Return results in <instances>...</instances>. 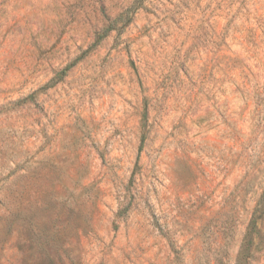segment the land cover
<instances>
[{"label": "rangeland", "instance_id": "1", "mask_svg": "<svg viewBox=\"0 0 264 264\" xmlns=\"http://www.w3.org/2000/svg\"><path fill=\"white\" fill-rule=\"evenodd\" d=\"M263 194L264 0H0V264H264Z\"/></svg>", "mask_w": 264, "mask_h": 264}, {"label": "trees", "instance_id": "2", "mask_svg": "<svg viewBox=\"0 0 264 264\" xmlns=\"http://www.w3.org/2000/svg\"><path fill=\"white\" fill-rule=\"evenodd\" d=\"M119 19V18H118ZM118 19H115V20H113L112 22H110L109 24H108V26H106L103 30H102V32L97 36V40H96V42H99V41H101L104 37H106L107 36V34L108 33H110L112 30H115V24L118 22L117 20ZM73 65V64H72ZM72 65H69L68 67H66L63 71H62V73H65ZM264 203V194H263V196H262V198L260 199V201H259V205H261V204H263ZM256 228H257V221L255 220V219H252L251 220V222H250V230H252V231H254L255 232V230H256ZM244 249H245V247L244 248H242V251L240 252V258H241V256H242V254H243V252H244Z\"/></svg>", "mask_w": 264, "mask_h": 264}]
</instances>
